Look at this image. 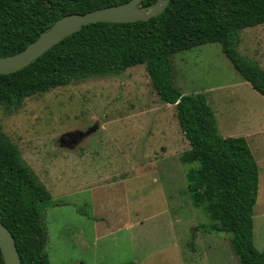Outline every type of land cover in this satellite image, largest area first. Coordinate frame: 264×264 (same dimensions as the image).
I'll return each mask as SVG.
<instances>
[{"label":"rangeland","instance_id":"374dc122","mask_svg":"<svg viewBox=\"0 0 264 264\" xmlns=\"http://www.w3.org/2000/svg\"><path fill=\"white\" fill-rule=\"evenodd\" d=\"M241 36L239 51L264 68V23ZM172 61L177 87L207 96L219 133L249 142L259 169L254 241L264 250V96L220 43ZM0 124L52 195L44 213L51 264H242L232 233H210L206 210L193 204L187 173L199 164L181 161L190 143L146 65L73 80L20 109L0 102Z\"/></svg>","mask_w":264,"mask_h":264},{"label":"trees","instance_id":"16d2710c","mask_svg":"<svg viewBox=\"0 0 264 264\" xmlns=\"http://www.w3.org/2000/svg\"><path fill=\"white\" fill-rule=\"evenodd\" d=\"M127 1L0 0V56L20 52L64 15ZM263 23L264 0H170L164 12L148 20L87 24L30 65L0 74V102L9 110L20 109L26 97L73 80L146 65L158 95L176 105L181 130L190 143L181 161L199 164L187 173L188 192L193 204L203 206L210 217V233H232L242 264H264V250L254 241L259 169L249 142L244 136L219 133L207 96L183 93L175 84L172 61L175 53L220 43L244 80L264 96V68L239 51L241 31ZM51 200L50 191L17 146L5 140L0 124V212L23 264H51L44 221ZM0 264H5L1 248Z\"/></svg>","mask_w":264,"mask_h":264},{"label":"water","instance_id":"95a60500","mask_svg":"<svg viewBox=\"0 0 264 264\" xmlns=\"http://www.w3.org/2000/svg\"><path fill=\"white\" fill-rule=\"evenodd\" d=\"M170 0H157L144 5V0H129L124 3L98 8L86 13H72L57 19L40 36L18 53L0 56V74L16 72L30 65L54 45L67 36L95 22H134L148 20L160 15ZM0 248L5 264H23L16 240L12 232L2 222L0 212Z\"/></svg>","mask_w":264,"mask_h":264},{"label":"crops","instance_id":"0c3cea01","mask_svg":"<svg viewBox=\"0 0 264 264\" xmlns=\"http://www.w3.org/2000/svg\"><path fill=\"white\" fill-rule=\"evenodd\" d=\"M124 190L126 191V188H124ZM124 194H125V192H124ZM101 200V199H100ZM101 202V201H100ZM100 202H96V200H94V203H95V205H96V207L98 208V206H100ZM97 218V217H96ZM141 222V221H140ZM195 232H196V229H195ZM208 234V233H207ZM208 235H211V234H208ZM193 250H195L194 248H193ZM186 258V257H185ZM190 262L192 261V259H191V257H190V259H188ZM136 263L137 264H140L139 263V261L137 260L136 261Z\"/></svg>","mask_w":264,"mask_h":264}]
</instances>
